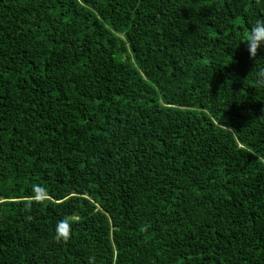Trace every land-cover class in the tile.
<instances>
[{
	"label": "trees",
	"instance_id": "16d2710c",
	"mask_svg": "<svg viewBox=\"0 0 264 264\" xmlns=\"http://www.w3.org/2000/svg\"><path fill=\"white\" fill-rule=\"evenodd\" d=\"M262 19L0 0V264H264Z\"/></svg>",
	"mask_w": 264,
	"mask_h": 264
},
{
	"label": "clouds",
	"instance_id": "9594fccd",
	"mask_svg": "<svg viewBox=\"0 0 264 264\" xmlns=\"http://www.w3.org/2000/svg\"><path fill=\"white\" fill-rule=\"evenodd\" d=\"M241 43L244 44L249 58L253 61L264 55V19L258 21L251 27L249 38L247 40H242L236 46V49L240 47ZM69 238L70 234L68 233L57 231L55 234V239L58 241H67ZM89 264H91V261H89Z\"/></svg>",
	"mask_w": 264,
	"mask_h": 264
},
{
	"label": "snow or ice",
	"instance_id": "6c2138e0",
	"mask_svg": "<svg viewBox=\"0 0 264 264\" xmlns=\"http://www.w3.org/2000/svg\"><path fill=\"white\" fill-rule=\"evenodd\" d=\"M63 231V230H62Z\"/></svg>",
	"mask_w": 264,
	"mask_h": 264
}]
</instances>
